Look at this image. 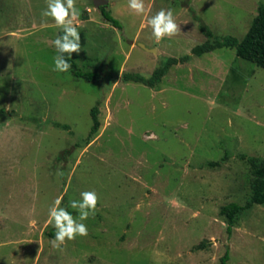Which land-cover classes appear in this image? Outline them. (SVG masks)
Here are the masks:
<instances>
[{
    "label": "rangeland",
    "instance_id": "obj_1",
    "mask_svg": "<svg viewBox=\"0 0 264 264\" xmlns=\"http://www.w3.org/2000/svg\"><path fill=\"white\" fill-rule=\"evenodd\" d=\"M108 1L121 26L93 0H0V264H221L227 249L264 264V204L232 233L220 215L251 195L243 156L264 155V68L231 47L192 54L201 21L241 40L264 0ZM68 27L69 55L101 78L62 66ZM187 54L156 88L124 80Z\"/></svg>",
    "mask_w": 264,
    "mask_h": 264
},
{
    "label": "trees",
    "instance_id": "obj_2",
    "mask_svg": "<svg viewBox=\"0 0 264 264\" xmlns=\"http://www.w3.org/2000/svg\"><path fill=\"white\" fill-rule=\"evenodd\" d=\"M101 9L106 20H108L115 26H121L120 21L110 13L106 6H102ZM85 19H87V17ZM198 20H200V18H198ZM200 28L205 33L207 40L202 44L195 46L192 49V54L201 56L204 53L213 51L218 48L231 47L236 49L237 55L239 57L247 59L264 68V4L259 7V12L254 18L249 31L241 40L234 36H217L202 21L200 22ZM73 37V27H68L60 31L58 50L61 56L62 66L66 69H70L76 77H83L89 81L101 78L103 76L102 73L85 71L81 69L76 60L69 55L66 45L73 39ZM192 54H187L181 57H169L166 62L161 67L155 69L153 74L149 77H146L140 73H125L123 76L124 80L141 82L148 86L156 88L161 83L164 76H166V74L172 68V66L178 63H186L191 59ZM100 104L101 103L98 102V104L91 110L93 126L88 136V143L91 142L92 138L99 132L101 127V121L99 119ZM64 127L67 126L65 125ZM243 158L247 159V161L251 165L252 192L250 197H248L244 204L231 202L221 208L220 215L223 216L228 223L229 233H232L242 214L252 209L256 204H264V155H244ZM221 164L222 162L220 161H214L210 162L209 165L217 167ZM72 213V211L66 210L64 219H69L72 216ZM205 245L206 242H201L195 247V249H201L205 247ZM230 257V250L227 249L225 254L221 258V264H229Z\"/></svg>",
    "mask_w": 264,
    "mask_h": 264
},
{
    "label": "water",
    "instance_id": "obj_3",
    "mask_svg": "<svg viewBox=\"0 0 264 264\" xmlns=\"http://www.w3.org/2000/svg\"><path fill=\"white\" fill-rule=\"evenodd\" d=\"M94 5L96 8H99L101 6H107L109 4L108 0H93ZM140 45L145 48L146 50L153 52V53H160L156 48H147L144 44L140 43Z\"/></svg>",
    "mask_w": 264,
    "mask_h": 264
}]
</instances>
